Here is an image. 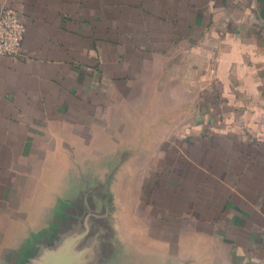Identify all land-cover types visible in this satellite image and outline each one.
<instances>
[{
  "label": "crops",
  "instance_id": "1",
  "mask_svg": "<svg viewBox=\"0 0 264 264\" xmlns=\"http://www.w3.org/2000/svg\"><path fill=\"white\" fill-rule=\"evenodd\" d=\"M3 6L26 33L0 56V264L70 262L50 230L73 152L115 210L108 254L83 240L78 264H264V0Z\"/></svg>",
  "mask_w": 264,
  "mask_h": 264
},
{
  "label": "rangeland",
  "instance_id": "2",
  "mask_svg": "<svg viewBox=\"0 0 264 264\" xmlns=\"http://www.w3.org/2000/svg\"><path fill=\"white\" fill-rule=\"evenodd\" d=\"M77 155L76 152L70 154V156H59L54 153V182H53V190H54V198H53V210H52V229L50 230V234L53 239H61L71 238L72 243L71 247L68 251L69 261L67 264H78L77 255L80 256V252L77 248V245L82 244L83 240L86 244H91V242L96 239L99 240L100 251L98 256H106L108 254L107 251L110 250L109 242L114 239L115 234L112 229V222L114 221V206L111 207V212L109 213V208L102 212V206L105 202L100 198L104 191L107 190V184L103 185L101 183H97L94 186V172L96 171L95 167H93V163L89 162L85 168L84 182L78 183L76 182L77 177ZM65 163H73V166L66 167ZM65 180V181H64ZM91 194L96 195L95 198H86L84 202H88L86 206V218L87 222L90 225V230L86 232L84 236L80 235V231H78L79 224L82 222V216L78 219V213L81 211V204L83 200L78 197V192H80V188H89ZM57 195V197H56ZM61 196V197H60ZM106 206L108 203L105 202ZM111 205L112 202H110ZM116 208H118L116 206ZM118 210V209H117ZM99 228L102 230L99 231ZM80 230V229H79ZM49 234V235H50ZM79 238V240H77ZM77 240V241H75ZM106 245V247H104ZM90 249V256H88L89 264H92L93 250ZM92 252V253H91ZM103 259V258H102ZM101 259V260H102ZM104 261V259L102 260ZM56 263V262H55ZM54 263V264H55ZM64 264V263H63ZM66 264V263H65ZM95 264H104V262H96Z\"/></svg>",
  "mask_w": 264,
  "mask_h": 264
},
{
  "label": "built area",
  "instance_id": "3",
  "mask_svg": "<svg viewBox=\"0 0 264 264\" xmlns=\"http://www.w3.org/2000/svg\"><path fill=\"white\" fill-rule=\"evenodd\" d=\"M26 33L20 12L10 6L0 8V56L17 57Z\"/></svg>",
  "mask_w": 264,
  "mask_h": 264
},
{
  "label": "trees",
  "instance_id": "4",
  "mask_svg": "<svg viewBox=\"0 0 264 264\" xmlns=\"http://www.w3.org/2000/svg\"><path fill=\"white\" fill-rule=\"evenodd\" d=\"M22 54V53H21ZM18 57V56H17Z\"/></svg>",
  "mask_w": 264,
  "mask_h": 264
}]
</instances>
